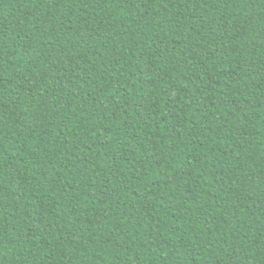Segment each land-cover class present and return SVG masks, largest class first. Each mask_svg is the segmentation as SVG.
Masks as SVG:
<instances>
[{
	"label": "trees",
	"instance_id": "obj_1",
	"mask_svg": "<svg viewBox=\"0 0 264 264\" xmlns=\"http://www.w3.org/2000/svg\"><path fill=\"white\" fill-rule=\"evenodd\" d=\"M0 264H264V0H0Z\"/></svg>",
	"mask_w": 264,
	"mask_h": 264
}]
</instances>
